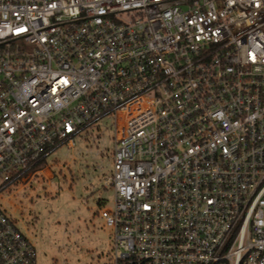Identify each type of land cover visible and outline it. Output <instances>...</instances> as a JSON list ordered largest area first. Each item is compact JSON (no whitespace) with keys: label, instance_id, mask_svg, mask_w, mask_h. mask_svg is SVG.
<instances>
[{"label":"built area","instance_id":"2783aa9c","mask_svg":"<svg viewBox=\"0 0 264 264\" xmlns=\"http://www.w3.org/2000/svg\"><path fill=\"white\" fill-rule=\"evenodd\" d=\"M106 120L103 264H264V0H0V197Z\"/></svg>","mask_w":264,"mask_h":264},{"label":"rangeland","instance_id":"374dc122","mask_svg":"<svg viewBox=\"0 0 264 264\" xmlns=\"http://www.w3.org/2000/svg\"><path fill=\"white\" fill-rule=\"evenodd\" d=\"M114 136L111 122H102L80 148L58 151L49 158L47 172L0 197L2 208L35 247L37 264L105 262L114 236L101 213L113 208L114 191L102 182L111 170Z\"/></svg>","mask_w":264,"mask_h":264},{"label":"crops","instance_id":"0c3cea01","mask_svg":"<svg viewBox=\"0 0 264 264\" xmlns=\"http://www.w3.org/2000/svg\"><path fill=\"white\" fill-rule=\"evenodd\" d=\"M98 204H99V206H102V205H104V202L102 200H99Z\"/></svg>","mask_w":264,"mask_h":264}]
</instances>
